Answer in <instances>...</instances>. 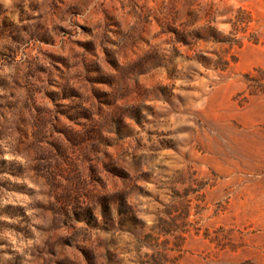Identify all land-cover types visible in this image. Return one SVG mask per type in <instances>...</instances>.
<instances>
[{"label": "rangeland", "instance_id": "374dc122", "mask_svg": "<svg viewBox=\"0 0 264 264\" xmlns=\"http://www.w3.org/2000/svg\"><path fill=\"white\" fill-rule=\"evenodd\" d=\"M0 264H264V0H0Z\"/></svg>", "mask_w": 264, "mask_h": 264}]
</instances>
